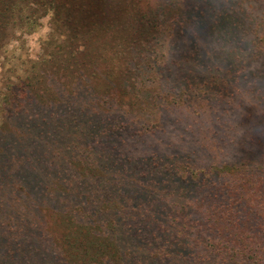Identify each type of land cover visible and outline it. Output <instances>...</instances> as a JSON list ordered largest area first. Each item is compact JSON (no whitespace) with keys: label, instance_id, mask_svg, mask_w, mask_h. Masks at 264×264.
<instances>
[{"label":"rangeland","instance_id":"374dc122","mask_svg":"<svg viewBox=\"0 0 264 264\" xmlns=\"http://www.w3.org/2000/svg\"><path fill=\"white\" fill-rule=\"evenodd\" d=\"M11 3L0 27V128L30 121L46 129L59 122L70 108L60 102L74 93L75 76L82 70L95 88L78 85L88 109L120 125L88 146L119 160L118 175L132 173L146 183L159 171V158L166 156L181 158L194 176L212 178L242 162L264 160V0ZM197 7L208 17L200 31L199 54L225 75L227 84L215 77L216 84L209 86V76L202 75L207 67L193 59L195 27L204 18ZM222 19L224 27L218 29ZM233 23L235 30H227ZM129 71L126 94L137 119L126 109L110 110L109 100L100 98L108 85L118 90V76ZM195 72L201 75L193 78L190 73ZM23 84L29 103L20 113L8 99L13 91L23 96ZM32 93L45 99L37 100ZM28 148L21 166L28 174L17 182L36 184L32 194L37 197L43 174L53 168L52 156L39 158L43 153L35 140ZM32 157L39 158L38 163L29 160ZM32 173L42 178L30 180ZM45 201L43 212L57 237L62 215Z\"/></svg>","mask_w":264,"mask_h":264},{"label":"trees","instance_id":"16d2710c","mask_svg":"<svg viewBox=\"0 0 264 264\" xmlns=\"http://www.w3.org/2000/svg\"><path fill=\"white\" fill-rule=\"evenodd\" d=\"M11 4L0 0V27ZM160 10L166 11L163 6ZM199 12L204 18L195 27L193 59L207 67L202 75L209 76V86L216 84L215 77L227 84L225 75L199 54L200 31L208 21ZM223 22L217 21L218 29ZM130 73L118 76L119 89L108 85L100 98L109 100L110 110L126 109L137 119L126 94ZM74 80V93L60 102L69 112L59 122L46 129L30 121H23L24 128L14 123L0 128V264H264V160L242 162L212 178L194 176L181 158L166 156L159 158V171L146 183L132 173L118 175L119 160L92 152L88 143L120 125L88 109L86 96L77 88L82 83L87 90L95 88L82 70ZM25 86L23 96L15 91L8 96L15 112L28 106ZM37 98L45 99L41 94ZM34 140L43 153L39 158L52 156L53 164L43 178L31 175L30 180L44 182L37 197L32 194L36 184L17 182L28 174L21 166ZM39 158L29 160L38 163ZM43 200L62 215L57 237L45 218Z\"/></svg>","mask_w":264,"mask_h":264}]
</instances>
